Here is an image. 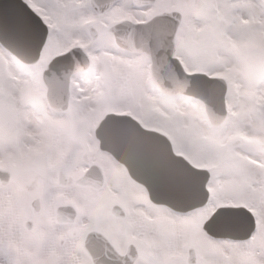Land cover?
Here are the masks:
<instances>
[{
	"label": "rangeland",
	"instance_id": "obj_1",
	"mask_svg": "<svg viewBox=\"0 0 264 264\" xmlns=\"http://www.w3.org/2000/svg\"><path fill=\"white\" fill-rule=\"evenodd\" d=\"M213 1L215 2V0H189L188 6L184 8L180 4L181 0H155L153 4L148 6L150 9L148 10V13L145 14L142 13L141 10H147L146 8L136 7V5L132 3V0H127V2L123 4V6L125 5V8L123 9L124 13H118L115 17L110 18L108 16L110 9L103 13H98L91 7L90 3H83V5L80 4L79 0H68V3L66 4L68 9H66V12L72 10L73 14L78 12L83 15L84 13H89L86 11L87 7L90 8L93 14L90 13L88 17L93 19L91 25L98 30L97 37L93 38L90 35L89 25H86L83 28L80 27V33H76L75 35H72L69 32L61 34V31H57L56 38L49 44L53 46V51L46 54L49 45L45 48L41 53L40 60L33 65L34 67H32L31 70H29L30 72L27 78L29 79L30 77V79L37 81V86L39 85V91L41 93L40 99L44 100L47 104V99L45 97L46 86L41 76L43 69L46 68V63L54 55H58V53L62 51L60 49H64L67 43L74 37L81 38V47L83 46V50L88 54L91 64L82 74L75 73V75L72 76L70 82L71 93L69 105L67 110L63 112L64 114H71V116H74V113L77 112L78 109H81V106L79 105L82 101L79 100L78 90L80 87L88 85L87 83L93 79L94 84L92 91L95 94L96 103H94L95 107L92 111L96 112L98 109H101L108 112H127L140 120L144 126L163 132L170 138L172 146L175 147L177 151L190 158L194 164L203 167H210V170H215V175L211 180L212 187L210 189L211 194H215L216 196V199L214 200L219 203L246 205L258 215L260 210V216L262 218L264 207V205L262 206V203H264V186H262L263 192L259 194H253L254 192L251 187L255 186L254 182L256 180H259L260 182L264 181V160L259 158L258 162V159L254 158L251 154V147L255 144H250L246 141V133L244 132L243 127V123L247 122L251 116H254L259 120V125L257 127H261L262 117L260 114L255 115L251 111H247V106H243L245 107V112L242 110L236 112L238 113L236 118L238 127L233 128L229 132L226 127L229 123H233V116H230L231 108L229 107L232 106L233 109H235L239 104L238 99L240 97L250 102L248 93L251 88L250 82L253 81V74L259 70V73L263 74L264 40L261 39L257 42L259 44L257 49L251 50L244 57L238 58V62L240 63L238 70L241 71L239 73L238 70L235 73H231V68L223 65L225 60H223L222 57H224L225 53L232 54V51L228 43H226L227 45H224L225 51L222 53L219 52L221 47H223L222 43L219 41L220 36L221 40L224 38L221 34L213 35L209 31H204L200 35L198 33L194 40L192 39L182 42V37L185 36V27L188 18L195 17V22H200V27L205 23H209L210 19L206 17V13L213 11L211 5H209V3ZM257 1L262 3L261 6L264 9V2L261 0ZM121 2H123V0H119L118 5L121 4ZM215 3L217 4V2ZM32 4L46 19L50 21L49 26H51V28H53L52 25L54 20L56 27L53 26L58 30L57 23H60V20L55 21L54 18V13L57 10L51 7L47 8L46 0H32ZM170 9L179 10L183 14L175 37H179L180 41L185 46L196 48L198 50L202 47L210 48L209 51H202V53L207 57V68L212 74L219 75L221 74L219 72L225 69L232 75V78L228 80L227 86L226 97L229 112L227 120L229 123L226 125H212L207 118L202 102L198 99L184 95H177L174 100H168V95L164 94L153 85L151 80H146L148 85L141 90H137L139 89V83H142L141 76L143 69L146 65L149 67L150 60L144 59L142 53L136 54L119 48L114 41L111 31H107L108 26L122 19H148L155 13L170 11ZM131 11H137L138 14L132 16L133 14H131ZM201 14L203 15L202 17L200 16ZM51 16L53 17L52 19ZM260 18L261 17L259 16L255 17L250 28H254V30L257 31V29L263 27L260 24H263L261 23V19L263 21L264 19ZM84 41L86 43H84ZM104 41H107L108 43L105 44ZM222 42H226V39L222 40ZM107 44L113 50L110 51L105 48L106 53L100 58V46ZM113 57L120 59L123 58V61H126L128 64L129 74L134 75L130 78L133 81L136 80L133 86L134 90L133 88L130 89V93L128 94H126L124 88L126 86V78L123 80L121 77V74L123 73H118L113 69V67H115L112 65ZM182 62H184L183 58ZM36 65L38 66L37 70L35 69ZM120 70L124 69L121 68ZM197 70L202 71L203 69L198 68ZM238 75H241L244 78V83H246L244 91L241 90V96L237 95L240 86L237 82ZM4 76L7 78L5 67L0 66V147L4 146L6 142H11V139H13L12 137L16 134L15 124H17L15 118L17 117V113L11 103L9 93L8 91H3L4 88H1L4 84V79H6ZM79 91H81V89ZM87 98L89 99L90 97ZM153 98H157V100H155L157 102H154ZM191 105L194 106L195 110L186 109ZM155 106L157 107V110L152 108ZM184 107L186 111L183 110ZM239 109H242V107L239 106ZM190 114L191 116H189ZM91 117L92 116H87L84 118L85 121L83 124H86ZM84 141H87V139L84 138ZM208 148L212 149L213 154L207 156L202 155V152ZM7 152L9 151H5L1 154L2 156L0 155V166L12 168L14 171L13 183L11 185L13 189L12 200L14 202V207L12 209L7 208L8 205L6 200L8 195H5L6 193H4L3 198H1L0 193V245H3L7 249L16 261V264H33L34 261L39 260L38 258L40 255L45 253V248L47 253L50 251H57L55 238L58 237H69L68 240H66V245L69 243L72 246L74 244V241L71 240L73 232L75 231V235L83 236L89 229V226L90 228H98L107 235H111V237L116 238L119 243L122 242L121 240L135 241L144 259L146 260L150 257L148 256L149 249L143 244V238L139 232L136 230L131 231L128 227L126 231L125 227L128 226V219L131 212L130 206L124 201L125 197L117 196L118 194L113 196L110 195L112 190L107 192L102 191L108 182V178L114 179L120 185L126 183V179L123 178V173L118 167H116L111 159L99 154L89 145V143L84 142L81 145L75 146L72 152L67 151L65 156H70V161L61 162L54 170H51L49 174H46L44 173L45 171L43 168L45 153L42 151H40L38 155L30 158L32 160L34 159L33 161L31 160V162H25L23 159L24 157L16 158L12 153ZM85 152L90 156V163H98V165L102 167L104 174H106L104 185L98 189L88 187V185L83 186L74 181L76 177L83 173L84 166L88 164L82 156ZM217 158H222L224 160V165L221 168L216 167V169H213V166H217ZM60 167H63L65 173L69 176L70 180L67 183H60L57 177ZM225 175L226 177L231 175L234 176V178L250 176L252 177L250 181L251 187L236 184L227 185V190H224L220 186V177ZM263 184L264 183L262 182L261 185ZM70 187H72L73 190L69 191L68 188ZM80 189L83 191L86 190V194H81ZM37 195L41 196L42 199L44 198V201L45 199H48L49 204H47V201L44 202V210L38 215V221L34 224L36 227L29 230L26 229L23 222L25 211L22 209V206L25 204L24 207L27 208L26 203L29 198ZM218 195L220 197H217ZM51 200L52 202L50 203ZM99 200L101 202H99ZM146 200L151 203L147 197ZM54 202L56 205L60 203H70L76 206L78 214L75 221L71 224L59 223L55 217V211L52 204ZM113 203H118L123 207L126 213L123 217H119L111 211V204ZM88 220H90V223L87 222ZM259 226L260 225H258L257 230L259 229ZM38 232L42 236L45 235V238L44 236L41 238L42 254H39L38 252L41 248H37L39 240H37L35 235H38ZM261 238L264 239V233ZM35 241H37V243H35ZM43 242H45V245ZM32 243H34V245L28 247L32 245ZM16 246L17 248H15ZM189 246L194 247L196 256L199 259L200 253L198 250V244L191 240L187 248ZM187 248L184 250L186 256ZM56 255L58 257L57 253ZM74 256L75 255L71 253L68 254L67 257L64 258L62 264H74ZM82 260V264H88V259L83 253ZM57 264H60V262L57 261Z\"/></svg>",
	"mask_w": 264,
	"mask_h": 264
},
{
	"label": "snow or ice",
	"instance_id": "obj_2",
	"mask_svg": "<svg viewBox=\"0 0 264 264\" xmlns=\"http://www.w3.org/2000/svg\"><path fill=\"white\" fill-rule=\"evenodd\" d=\"M49 24L32 0H0V61L19 65L37 63L41 53L57 36ZM149 25L143 26L141 33L144 59L153 56L164 31L163 25ZM171 51L174 57L183 58L181 67L185 71L183 76L178 75L174 71L175 64L169 61L175 89L168 95V100L193 89L210 101L216 92V78L207 68V57L198 49L185 46L175 36ZM51 66L52 61H49ZM198 68L203 70L197 71ZM194 76L200 78L193 79ZM258 79L264 80V76ZM250 84L256 88L257 80ZM47 85L54 94H59L64 81L52 76ZM126 115L98 109L86 124L74 128L71 139L86 138L94 150L114 162L124 179L132 181L146 195L155 206L157 219L175 225L181 231L190 224L200 247L216 253L202 255L199 259L192 253L182 264H264V239L256 228L255 218L243 207L219 203L205 195L212 187L215 170L197 166L175 147L162 146L155 137L146 134L148 130L138 119L132 122L125 118ZM44 150L48 151L46 141ZM211 154V148L202 152L205 156ZM251 154L254 158L264 159V144L252 146ZM216 163L217 168H221L224 160L217 158ZM193 213L195 215H191ZM85 247L92 256L91 264H150L140 252L124 259L127 253L115 251L101 237L94 240L90 237L85 241ZM110 252L114 255L108 260L101 258ZM0 264H16L3 245H0Z\"/></svg>",
	"mask_w": 264,
	"mask_h": 264
},
{
	"label": "bare ground",
	"instance_id": "obj_3",
	"mask_svg": "<svg viewBox=\"0 0 264 264\" xmlns=\"http://www.w3.org/2000/svg\"><path fill=\"white\" fill-rule=\"evenodd\" d=\"M47 8H53L55 11V21L60 20V23H57L58 30H56L55 22L53 20V29L56 32H62L61 34L71 33L72 35L80 33V27L86 18L92 13L89 7L87 11L89 13H72V10L66 12L68 6V0H46ZM80 4H87L86 0H79ZM127 0H123L121 4L116 3L110 10L108 16L113 18L116 14L124 13L125 5ZM189 0H181L180 4L182 7L188 6ZM217 2V4L215 3ZM215 2L209 3L213 11L207 12L206 17L210 19L209 23H205L201 27L200 22L196 23L195 17H190L187 20V25L185 27V36L182 37V42L186 40H194L196 35L199 33L202 34L204 31H209L213 35L221 34L226 39V42H222L221 36L219 41L222 43L223 47L219 52L225 51L224 45L230 46L232 54L225 53L223 60L224 66L231 68V73H235L238 70L240 63L238 62L239 57H244L249 51L257 49L259 44L257 43L261 39L264 40V9L261 6L262 3L257 0H215ZM84 5V4H83ZM86 6V5H85ZM149 8V7H148ZM147 8V9H148ZM123 10V11H122ZM81 14V15H80ZM93 14V13H92ZM133 16L137 15V11H131ZM203 16L202 14L200 15ZM261 17V26L259 29L254 30L250 28L253 24L255 17ZM53 17L51 16V19ZM206 18V19H208ZM81 21V22H80ZM260 22V21H257ZM247 26V27H245ZM249 29V30H247ZM247 30V31H245ZM67 42V41H66ZM64 42V43H66ZM70 42V41H69ZM68 42V43H69ZM67 43V44H68ZM228 47V46H225ZM105 48L112 51L113 49L107 45L100 46V58L106 53ZM63 49V48H62ZM213 49V48H212ZM61 50V49H60ZM210 48L202 47L199 51H209ZM53 51V46L49 45L46 54ZM246 52V53H245ZM112 65L114 71L121 74L122 79L126 78L125 92L126 94L130 93V89L133 88L135 81L131 80L132 76L128 72V64L126 61H123V58H112ZM0 66H4L7 74L4 76V84L1 88H4L3 91H8L11 103L13 104L14 110H16L17 117L16 121L18 126L15 130V139L11 142H6L4 146L0 147V155L5 151L7 153H12L16 157L32 158L39 154L40 151L45 153L43 160L44 173L49 174L51 170H54L57 165L61 162H68L71 160V157H66L67 151H73L75 146L83 144L84 138L72 140L71 136L74 128L77 125H82L84 123V118L87 116H92L95 112L92 111L95 107V94L92 91L93 88V79L90 80L88 85L80 87L81 91L79 92V100L82 102L79 106L81 109H78L74 113V116L71 114H64L61 112H54L48 108V104L45 103L41 98L39 85L37 86V81L27 78L29 76V70L34 67L33 65H19L12 62L9 64L5 61H0ZM38 66H35L37 70ZM124 70H120V69ZM33 71V70H32ZM99 71V69H98ZM260 71V70H259ZM259 71L253 74V80H257L256 88H253L251 85L249 91V101L239 98V104L233 109V123H229L226 127L227 131H231L233 128H237V116L238 111L245 112V107L247 106V111H251L253 114L262 117L261 127L259 125V120L256 117L251 116V118L243 123L244 132L246 133V141L250 144H264V80L258 79L259 77L264 76L259 73ZM262 71V70H261ZM100 72V71H99ZM241 72L238 70V73ZM147 66L143 69L142 72V83H139V89L148 85L147 83ZM242 74V73H241ZM231 79V76L229 75ZM237 82L239 86V92L237 95L241 96L244 91L246 83H244V78L241 75L237 76ZM148 88V87H147ZM134 90V88H133ZM87 97H90L89 99ZM43 98V96H42ZM157 98H153L154 102ZM261 100V101H260ZM250 104V105H249ZM239 106L242 109H239ZM245 106V107H243ZM256 107V108H255ZM154 110H157V107H152ZM186 109L195 110L194 106H189ZM184 107V111H186ZM194 114V113H191ZM191 114L189 116H191ZM198 115V114H196ZM230 126V127H229ZM263 126V127H262ZM41 137H44V140H41ZM47 142L48 151L44 150V143ZM6 153V154H7ZM2 156V155H1ZM241 159V158H240ZM259 160V158H256ZM34 160V159H33ZM32 160V161H33ZM45 174V175H46ZM252 177H243V178H234V176H221L220 177V186L227 190V185H236L240 186H250V181ZM125 184L120 185L114 179H109L102 191L112 190L110 195L124 196L125 203L130 206V216L127 227L132 230H136L143 238V244H145L149 249V254L146 260L150 264H182L183 259L185 258L184 250L187 245L192 241H195L198 244V250L200 257L202 255H215L216 253L206 250L200 247L197 242L194 234L191 230V225L185 226L181 231L175 225L169 224L164 220L157 219L154 215L155 206L149 203L146 200V196L142 191L131 181L125 180ZM264 183V181H262ZM259 180L254 182L253 194H259L263 192V185ZM261 185V186H260ZM69 191L73 190L72 187L68 188ZM86 191V190H85ZM80 189L81 194H86V192ZM217 194V193H216ZM217 197H220L219 195ZM216 199V196L214 197ZM213 199V200H214ZM96 200V198H95ZM52 201V200H51ZM99 202H101L99 200ZM264 203H262V206ZM191 215H195L194 213ZM263 220L261 218L259 233L260 236L264 233V207H263ZM131 233V232H130ZM17 248V246L15 247Z\"/></svg>",
	"mask_w": 264,
	"mask_h": 264
},
{
	"label": "water",
	"instance_id": "obj_4",
	"mask_svg": "<svg viewBox=\"0 0 264 264\" xmlns=\"http://www.w3.org/2000/svg\"><path fill=\"white\" fill-rule=\"evenodd\" d=\"M114 0H105L98 7L99 11L104 10L107 8ZM136 3H143L145 1H151V0H134ZM181 15L177 11H171V12H164L161 14H158L154 16L150 21L152 22L151 25H149V22L147 23H141V24H132L131 22H120L114 26L111 27V30L113 31L115 35V40L121 47L131 49L133 51H141L142 50V44H141V33L143 31V26L149 25L151 27H155L157 25H163L164 31L161 33L162 36V42L159 45L158 48H155L153 51V56L151 57L152 61V74H153V80L155 84H157L162 91H165L166 93H172L175 89L174 85V79L170 75V68H169V61H171L173 64H175L174 71L180 75L183 76L184 72L182 71L181 66L179 65L178 61L172 57V41L174 39V34L176 27L180 21ZM92 35L96 36V31L92 30ZM75 51H80V49H77ZM74 52V51H73ZM76 53V52H74ZM60 57V56H57ZM56 58V57H54ZM52 59V66L48 67L43 72V78L45 83L47 84V81L52 76L59 77L61 80L64 81V88L62 92L59 93V97L61 100L60 103L55 101L54 94L49 88L48 85V98L50 99L52 106L55 108L61 109L64 108L67 102L68 93H67V82L68 77L70 74H72L73 71L78 69H84L88 65V60L85 56H83L82 60L74 61V63L70 62L68 64L67 68L62 67V63L65 66L66 62H62V60ZM47 70V71H46ZM199 76H194L193 79H198ZM216 92L214 97L209 101L206 100L201 93L193 90L188 89L184 93L195 95L197 97H200L204 100L207 112L212 119L213 123H217L221 121L225 115L224 110V83L219 80H214ZM126 119L131 120L132 122H135L134 119H132L129 116H125ZM147 135H150L152 137H155L159 143L162 146L170 147L168 139L157 131L148 130ZM100 167L97 165H93L89 171L87 172V175L85 177H82L79 182L83 184H91L96 187L100 186L103 180V177L101 175ZM9 175V172L0 170V184L5 182L7 180ZM207 195V193H205ZM116 212L119 214H122V210L120 208H115ZM75 214V210L73 207L69 205L60 206L57 208V218H59L60 221H70L73 219ZM88 239L91 237L93 240L97 237H101V234L94 233L89 234ZM102 238V237H101ZM106 240V239H105ZM107 241V240H106ZM111 246V245H110ZM113 249V247L111 246ZM87 251L89 252V249L86 247ZM136 253V250L134 247L130 248V251L127 256H124V259H128V256L133 255ZM191 254L193 251L191 250ZM114 255V252H110L108 256L101 257L104 260H108L109 256ZM90 257H92L90 255Z\"/></svg>",
	"mask_w": 264,
	"mask_h": 264
},
{
	"label": "flooded vegetation",
	"instance_id": "obj_5",
	"mask_svg": "<svg viewBox=\"0 0 264 264\" xmlns=\"http://www.w3.org/2000/svg\"><path fill=\"white\" fill-rule=\"evenodd\" d=\"M7 195H10V196H7L6 203H7V205H8L9 207H11V206L13 205V201H12V195H13V194H12V192H8ZM37 196H39V195H37ZM37 196H35V197H31V198H29V200L27 201V203H26L27 208H26V209H28V207H29V212H33V209H35V208H34V205H33V201L36 200V199L38 198ZM24 205H25V204H24ZM24 205H23V206H24ZM38 215H39L38 213H33V214H31V216H32V218H33V223H34V221L36 220V218H37ZM113 240H114V239H113ZM60 243L63 244V241L61 240ZM114 243L116 244V247H117L118 249H120V247H119V245L117 244V242L114 241ZM78 248H80V250H81V247H79V245H78Z\"/></svg>",
	"mask_w": 264,
	"mask_h": 264
}]
</instances>
